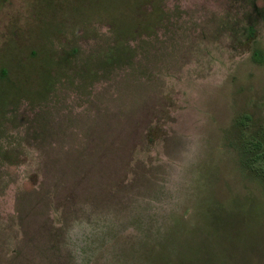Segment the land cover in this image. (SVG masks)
Instances as JSON below:
<instances>
[{
	"label": "rangeland",
	"instance_id": "374dc122",
	"mask_svg": "<svg viewBox=\"0 0 264 264\" xmlns=\"http://www.w3.org/2000/svg\"><path fill=\"white\" fill-rule=\"evenodd\" d=\"M263 125L264 0H0V264H264Z\"/></svg>",
	"mask_w": 264,
	"mask_h": 264
},
{
	"label": "trees",
	"instance_id": "16d2710c",
	"mask_svg": "<svg viewBox=\"0 0 264 264\" xmlns=\"http://www.w3.org/2000/svg\"><path fill=\"white\" fill-rule=\"evenodd\" d=\"M234 36H238L237 33H234ZM115 52L119 50L115 49ZM241 148L240 158L245 171L264 182V125L250 141H243Z\"/></svg>",
	"mask_w": 264,
	"mask_h": 264
}]
</instances>
